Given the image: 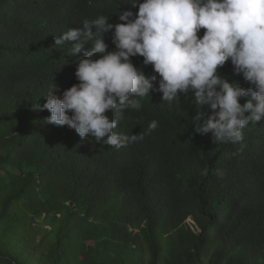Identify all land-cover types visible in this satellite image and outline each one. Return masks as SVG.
Masks as SVG:
<instances>
[{
  "label": "trees",
  "instance_id": "trees-1",
  "mask_svg": "<svg viewBox=\"0 0 264 264\" xmlns=\"http://www.w3.org/2000/svg\"><path fill=\"white\" fill-rule=\"evenodd\" d=\"M129 3L0 0V264H264V121H250L241 143H216L192 123L209 107L191 94L164 102L159 77L114 129L143 139L120 148L36 108L79 83L76 63L92 47L72 56L76 42L56 37L99 16L115 25L138 13ZM219 72L251 87L231 61Z\"/></svg>",
  "mask_w": 264,
  "mask_h": 264
},
{
  "label": "clouds",
  "instance_id": "clouds-1",
  "mask_svg": "<svg viewBox=\"0 0 264 264\" xmlns=\"http://www.w3.org/2000/svg\"><path fill=\"white\" fill-rule=\"evenodd\" d=\"M129 4L138 6V13L124 11L115 25L99 16L56 37L58 47L76 42L72 56L83 51L85 42L92 47L76 63L79 83L64 91L62 99L54 94L55 88L44 96L47 102L42 107L36 106L50 111L46 123L67 125L82 139L91 137L115 148L136 142L143 139L141 133L129 136L114 129L126 110L141 108L136 98L150 96L158 77L164 102L191 94L198 107H209L206 120L198 112L192 123L197 133L211 132L216 143H241L242 130L250 121H264V0H130ZM109 31L114 32L115 51L108 50L104 39ZM136 56L143 57L144 65L152 66L157 75L148 78L133 64L131 58ZM229 61L234 74L242 75L251 87L220 74ZM157 127L158 122L151 121L148 132Z\"/></svg>",
  "mask_w": 264,
  "mask_h": 264
}]
</instances>
